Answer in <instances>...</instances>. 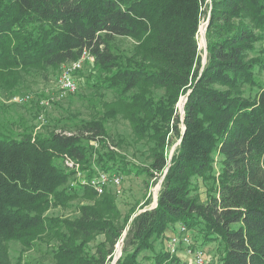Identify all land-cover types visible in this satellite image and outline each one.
<instances>
[{
	"label": "trees",
	"instance_id": "trees-1",
	"mask_svg": "<svg viewBox=\"0 0 264 264\" xmlns=\"http://www.w3.org/2000/svg\"><path fill=\"white\" fill-rule=\"evenodd\" d=\"M206 1L0 0V65L56 72L87 49L93 59L75 76L94 109L47 116L46 134L33 125L18 136L0 129V264L12 240L46 242L53 264H113L128 226L115 264H183L157 249L177 223L197 233L199 246L218 244L219 264H264V0ZM204 5L205 66L197 37ZM190 89L183 133L177 106ZM119 117L138 153L112 135ZM173 135L181 141L169 165ZM136 156L142 166L129 160ZM70 160L87 175L95 167L151 179L168 171L157 206L134 217L140 202L124 212L111 188L98 195L70 186ZM72 200L78 216L46 214Z\"/></svg>",
	"mask_w": 264,
	"mask_h": 264
},
{
	"label": "rangeland",
	"instance_id": "rangeland-1",
	"mask_svg": "<svg viewBox=\"0 0 264 264\" xmlns=\"http://www.w3.org/2000/svg\"><path fill=\"white\" fill-rule=\"evenodd\" d=\"M207 2H209L210 4V0H207L206 3ZM203 10L204 14L203 20L201 21L202 25L200 27V32L198 33L197 37L201 50L202 62L204 63V59L206 57L205 40L204 35L202 38L201 29H203V31L205 30L207 22L206 16L209 12V6L206 10V6L204 5ZM203 41L204 44L202 45ZM121 42L123 44L130 43L125 39H123ZM87 62H89V60H87ZM87 68H90V63H87L86 65V72L89 70ZM60 72L61 67L56 72H54L53 69H44V67L42 66H29L24 68L16 65H0L1 131H3L4 133L18 136V134L24 131L26 127L33 125V128L31 130L34 132V134H46L48 131L51 130V128L46 125L47 122H42V119H40L41 116H44L46 118L49 115L60 116L69 112H79L85 117L91 116V114L94 112V109L87 102V95L90 94L91 90L80 88V84L78 88L79 92L74 102L70 103L68 99H64L59 101V105H56L54 103L49 106L42 105V101L47 99L49 94L53 91L54 85L56 84ZM259 76L261 79L264 80V73L260 74ZM183 94L181 95V100L177 106L180 118L182 119L180 123L182 129L184 128V113L181 101L183 98H186V95ZM25 96H29L30 99L24 102H19L16 100V97L19 98ZM110 127L111 133L114 137L117 138V135H120L124 137L126 141L129 142V144H125L122 147L125 152L133 154L137 148L143 149L140 143L135 144V136L131 124L124 118L119 117L118 119L111 121ZM179 140L180 139L177 140L176 135L172 136L173 142L168 150L169 162H171L170 155L173 151L175 152L174 148L176 149V147L178 146ZM119 150L120 149L117 148V151ZM136 153L138 152L136 151ZM129 160L139 166H142L143 163H145V161L143 163H140L141 161H143V159H140V157H137L138 161L130 158ZM128 167L132 168L130 165ZM80 168L84 170L81 164ZM134 169L135 168H133V172L130 174H126L125 172L122 174L120 173L124 178L122 183L123 192L122 194H117V197L119 206L124 212L136 202H140L138 209L145 206L154 207L156 205V197H158L162 185L161 180L163 176L151 179L148 178L146 174H138L137 170ZM76 172L77 170L75 169L70 179V186L84 187L83 185H79L77 183L75 177ZM196 182L199 185L200 199L201 201L205 202L207 200V186L200 178L196 179ZM109 188L113 189L112 187ZM157 190L158 192L156 194ZM78 204L79 200H72L70 204L66 207L52 205L46 211V214L50 216L56 215L61 217L74 218L79 215ZM176 228L177 230L180 228V223L176 224ZM128 231L129 226L124 231L122 236L125 237V239H128ZM174 232L178 231L171 230L170 233L172 234ZM196 234L197 233L194 232V230L189 231V235L192 239L191 245L180 243L177 246L175 252H172L170 250L169 251L178 255L183 264H194V256L193 254H190L188 252L189 248L194 247V250L202 249L205 252L204 258L207 264H219L220 252L217 249L218 244L213 243L201 247L199 246L200 243L196 239ZM120 240L116 244L115 250L110 256V258L114 257V259H117L122 254V243H120ZM169 244L170 238L166 239L163 243L158 242L157 249L161 248V246H164L166 249H169ZM4 245L5 246L2 247V250L5 252L2 256L3 264H53L54 262L50 246L46 242H36L33 247H27L21 241L12 240L9 242H5ZM108 264H110V261Z\"/></svg>",
	"mask_w": 264,
	"mask_h": 264
},
{
	"label": "built area",
	"instance_id": "built-area-1",
	"mask_svg": "<svg viewBox=\"0 0 264 264\" xmlns=\"http://www.w3.org/2000/svg\"><path fill=\"white\" fill-rule=\"evenodd\" d=\"M208 16L209 14H207V19ZM92 59L93 55L91 54V52L85 49L77 60L62 64L61 72L58 76L56 84L54 85V89L49 94L48 98L42 101V105L49 106L56 101L64 100L70 95L76 93L78 91V83L76 80L75 72L81 69L85 65L87 60ZM29 99V96L19 98L16 97V100L19 102L28 101ZM40 119H42L43 123L46 122L44 116H41ZM111 147L113 149H117L114 146ZM69 164L77 170L75 177L79 185L89 186L93 188L98 195L103 194L109 187H112L116 194H122V183L124 178L120 173L107 171L95 167L94 171L91 170L92 174L87 175V172L89 170L81 169L80 163H75L73 160H70ZM189 231L190 230L187 229L184 225L180 224L178 232H174L171 234L169 250L175 252L177 246L180 243L191 245L192 239L189 235ZM188 252L190 254H193L194 256V264H207L204 258L205 252L202 249L194 250L193 248H189Z\"/></svg>",
	"mask_w": 264,
	"mask_h": 264
},
{
	"label": "water",
	"instance_id": "water-1",
	"mask_svg": "<svg viewBox=\"0 0 264 264\" xmlns=\"http://www.w3.org/2000/svg\"><path fill=\"white\" fill-rule=\"evenodd\" d=\"M209 17H210V12H209V16H208L207 23H206V29H207V26H208V23H209ZM206 40H207V39H206ZM206 46H207V45H206ZM206 63H207V60L203 63V65L205 66ZM204 66H203V67H204ZM190 91H191V89L188 90V92L186 93V100H185V102H184V104H183V108H182V109H183V113H185L184 107H185V103H186V101H187V98H188V96H189V94H190ZM180 100H181V98L179 99V102H180ZM179 102H178V104H179ZM185 129H186V125L184 124L183 133L185 132ZM180 141H181V139L179 140V143H180ZM174 150H175V148H174ZM173 152H174V151H173ZM173 152H172V154L170 155V160H171V158H172ZM169 165H170V162H169ZM168 167H169V166H168ZM167 171H168V168L166 169V171H165V173H164V175H163V177H162L161 183H162L163 178H164V176H165V174H166ZM157 204H158V200L156 201V205H155L154 207H156ZM154 207H144V208H141V209H139V210L135 213L134 217L137 216L139 213L145 211L146 209H151V208H154ZM120 256H121V255H120ZM120 256H119V257H120ZM119 257H118V258H119ZM118 258H117V259H118ZM116 261H117V260H116ZM116 261H115L113 264H115Z\"/></svg>",
	"mask_w": 264,
	"mask_h": 264
},
{
	"label": "bare ground",
	"instance_id": "bare-ground-1",
	"mask_svg": "<svg viewBox=\"0 0 264 264\" xmlns=\"http://www.w3.org/2000/svg\"><path fill=\"white\" fill-rule=\"evenodd\" d=\"M207 23V22H206ZM201 31H202V38H203V35H204V40H205V52H206V57H207V43H206V39H205V32L204 31H206V26H205V30L203 31V29H201ZM199 32H200V30H199ZM204 44V41L202 42V45ZM206 57H205V61H206ZM182 102V101H181ZM183 102H182V106H183ZM157 192H158V190L156 191V194H157ZM158 200V197H156V201ZM124 238V237H123ZM123 238H122V240H121V242L120 243H122L123 242Z\"/></svg>",
	"mask_w": 264,
	"mask_h": 264
}]
</instances>
